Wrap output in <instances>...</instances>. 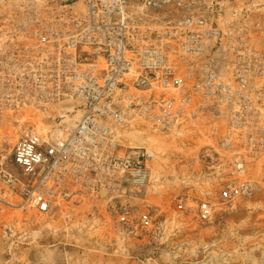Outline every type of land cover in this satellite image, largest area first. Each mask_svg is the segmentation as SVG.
Returning <instances> with one entry per match:
<instances>
[{
	"label": "built area",
	"instance_id": "1",
	"mask_svg": "<svg viewBox=\"0 0 264 264\" xmlns=\"http://www.w3.org/2000/svg\"><path fill=\"white\" fill-rule=\"evenodd\" d=\"M10 4L7 96L39 111L75 105L74 112L62 111L53 133L25 128L13 148V168L0 171L25 211L53 213L106 198L118 202L119 224L150 229L149 214L138 218L119 203L125 187H145L156 159L146 148L122 145L124 129L140 122L166 134L189 118H222L226 133L202 159L231 166L233 176L264 155V46L254 40L264 39V24L257 32L244 26L249 16L236 12L233 0ZM253 193L251 182L240 181L225 188L222 200L231 204ZM197 210L203 222L215 212L208 203Z\"/></svg>",
	"mask_w": 264,
	"mask_h": 264
},
{
	"label": "rangeland",
	"instance_id": "2",
	"mask_svg": "<svg viewBox=\"0 0 264 264\" xmlns=\"http://www.w3.org/2000/svg\"><path fill=\"white\" fill-rule=\"evenodd\" d=\"M10 1L0 0V171L13 168V148L25 128L32 126L42 135L53 133L62 111L75 106L68 102L39 111L7 96L13 88L5 83L9 56L4 33ZM233 1L236 12L245 9L249 16L244 26L259 31L264 0ZM231 21L227 19L222 27L226 29ZM254 40L264 46L260 34ZM134 125L124 129L122 145L146 148L156 159L145 187H125L119 203L132 207L138 218L149 214L152 227L119 224L114 208L118 202L106 198L53 213L25 211L0 176V264H264V155L251 159L234 176L231 166L202 159L226 133L222 118L210 114L189 118L166 134L143 122L136 125L137 131ZM255 136L259 140L262 135ZM244 141L245 135L237 138V149ZM240 181L254 185L253 195L231 204L223 201L225 188ZM181 201L186 205L183 210L178 208ZM202 203L214 207L210 221L198 217Z\"/></svg>",
	"mask_w": 264,
	"mask_h": 264
},
{
	"label": "bare ground",
	"instance_id": "3",
	"mask_svg": "<svg viewBox=\"0 0 264 264\" xmlns=\"http://www.w3.org/2000/svg\"><path fill=\"white\" fill-rule=\"evenodd\" d=\"M65 113H67V112H74V109L72 108V107H69V108H66V110L64 111ZM69 118V117H68ZM69 122H71V123H74V121L73 120H68ZM43 125V124H42ZM45 127H47V126H45ZM39 129L41 130V131H44V132H46L44 129H43V126H41V127H39ZM134 129L137 131V129H136V127H134ZM147 132H148V129H145ZM153 138V137H152Z\"/></svg>",
	"mask_w": 264,
	"mask_h": 264
}]
</instances>
